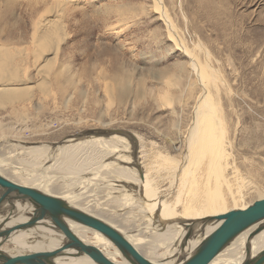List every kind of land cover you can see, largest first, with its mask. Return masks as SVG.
<instances>
[{"label": "rangeland", "instance_id": "1", "mask_svg": "<svg viewBox=\"0 0 264 264\" xmlns=\"http://www.w3.org/2000/svg\"><path fill=\"white\" fill-rule=\"evenodd\" d=\"M34 1L0 0V42L18 68L34 58L29 13ZM158 1L159 10L154 0L73 4L63 19L65 35L56 60L40 67L42 74L55 77L51 91L46 93L37 84L39 73L33 68H23L22 74L16 71L15 83L23 78L32 87L24 89L17 102L0 108V171L11 166L17 175H26L24 181L60 184V190L66 191L61 195L71 196L79 209L114 221L130 231L128 236L147 239L150 229L152 236L164 232L151 220V210L141 214L144 193L123 189L119 200H113L108 191L115 192L109 189L114 179L100 177L106 173L99 170L106 165L130 167L126 159L138 156L158 196L181 213L192 187L184 176L179 188L180 174L162 165V156L184 159L196 100L206 78L211 81V93L219 91L226 127L218 125L212 111L214 130L207 143L217 163L213 157L206 159L195 173V184L209 177L217 210L264 197V0ZM189 56L204 69L203 76L191 69ZM108 134L125 137L122 146L130 149L116 151L99 144L95 152H79L78 163L87 157L84 168L94 169L87 175L82 170L73 177L60 161L40 159L43 147L62 144L66 138ZM132 168L145 187L138 166ZM241 176L257 190H244L241 199L233 201L230 190ZM0 192L14 200L4 189ZM124 198L133 202L131 208L120 202ZM168 242L173 243V238L159 248Z\"/></svg>", "mask_w": 264, "mask_h": 264}, {"label": "bare ground", "instance_id": "2", "mask_svg": "<svg viewBox=\"0 0 264 264\" xmlns=\"http://www.w3.org/2000/svg\"><path fill=\"white\" fill-rule=\"evenodd\" d=\"M81 1L84 0H35L34 1V4L31 5L29 12L30 17L32 19V28H33L32 36L34 43L33 44L34 58L31 60L30 64L26 65V63L24 62V65L22 67L20 66L19 68H18V64L16 65L12 64L14 57L7 55L6 51L8 50H6V46H4V44L0 42V108H4L8 104L17 102L22 97L21 94H24L23 93L24 89L27 88L30 89V87H32L31 85L27 86L26 80L23 78L18 79L20 80V82L22 81L21 83L18 84L15 83V80L17 79L15 73L17 70L18 71L20 70L19 72H21V69L23 68H33V70H35L37 74L38 73L40 74V76L38 74L39 78L37 80V82L40 83L37 84L42 86L44 92L47 93L51 91L50 86L52 85L53 87L55 77L52 78L51 76H49L48 72L42 74L43 70L40 69V67L42 66V64H46L48 62H54L56 60L60 48V42L63 40L64 38L63 36L65 35L66 24L63 22V19L66 17L68 13H70L69 11H72L71 10L72 5L78 4ZM154 2L156 9L159 10V1L154 0ZM38 4L40 5L37 6ZM41 5L43 7H40ZM116 10L119 11V13L121 12L120 8H117ZM42 11H44L43 13L45 15L43 13L41 15ZM189 58H190L189 65L191 69H193L197 75L203 76L204 69L200 66L198 62L193 60L192 56H189ZM211 86L212 84L210 79L206 78L204 91L199 95L198 99L196 100V104L194 108L195 117L191 124L188 138L186 140L184 159L182 161V164L179 166L182 170L183 177L184 176L186 177L188 183L192 187L191 188L192 191L190 194V201L186 205V208L181 212L182 215L172 210L173 207L169 203H167L168 206L166 205V203H163V201L160 199V197L158 196L152 185H149V183L147 182L145 178V174L139 166L138 159L136 157L135 160L132 158L126 159V160H130L129 162L130 164L132 163L133 166L134 165L138 166V170L140 171L142 180L144 182L145 192L147 191L145 196L149 199L148 201H150L151 205L155 208V210H157L163 216V217L160 216V220L163 221V223H161L160 225L164 233L161 235L153 234L154 237L161 238V240L156 241L154 244H148V241L151 242V240H147L146 238H139L136 235L128 236L124 233L123 234L126 236L128 240H130V242H132V244L140 252H142V254H144V256H146V251L149 252L147 253L146 257L155 264H172V260H173L172 258L175 254L177 246L179 245L181 236L183 235L185 230V226H184L185 223L182 224L178 220L189 222L192 219L203 218L208 215L224 213L230 209L245 206L244 205V206H238L224 210H217L220 207H216L213 202L212 199L213 192L209 187V181H210L209 177H207L206 179L200 178L199 182L195 184L196 182L195 173L197 172V170L200 169L201 165L207 161L206 159L208 158L211 159V157H213L212 150L211 148H209L207 143L209 136L212 135L214 130V128H212V126L210 125L211 124L210 115L212 111H214L217 114L218 125L224 128L226 127V118L225 115L223 114V108L218 96L219 91L217 94L211 93L210 90ZM1 124L2 123L0 122V131L3 130ZM217 130H218L217 137L218 139L222 140V133L220 132V128H217ZM0 135H2V132L0 133ZM82 136H85V134H83ZM124 138L125 137H121L120 135L118 136L115 134H110V135L108 134L93 139L82 138V137L79 138L70 137L61 140L62 144L58 142V143H54L50 147L49 146L43 147L42 151L40 152L42 155L40 159L43 162H45V160L50 161L51 159H56L57 162L60 161V166L64 164L67 167L66 172H70L68 174H71L73 177L76 176L78 171H82V170L86 172L87 175L94 169L84 168L83 163H85L89 159L86 156H85L86 158L82 157L83 159L81 158L80 163H78V160L80 159V158L77 159V157L79 156L78 154H80L79 152L81 151L85 152L86 150H91L95 152V150L97 149L94 150L93 148H97V145L99 144L105 149L111 148V150H116V151H120L121 149L125 150L129 148V146L128 145H127L128 147L122 146L124 144V140H125ZM136 140L138 139L136 138ZM85 141L88 142H86L85 145H83ZM72 142H74L75 144H73ZM219 143L221 144V141H219ZM23 149L27 151L32 150V149L30 150L29 148L28 149L23 148ZM86 152L88 153V151ZM99 156H101V154L97 153V157ZM213 159L215 158L213 157ZM215 161L217 163L216 159ZM54 164L56 163L54 162ZM109 164L111 165V163ZM113 164L116 165L114 162ZM164 164L171 165L173 167L177 164V162L169 159L167 161H164ZM10 167L6 168V170L4 171H0V174L18 184L35 188L49 195L57 196L60 199L64 200L69 206L79 209L78 205L76 204L77 202L75 200L72 201L70 199L71 196L68 195V197H66L61 195L66 191L60 190V186H59L60 184L59 185H56V183L46 184L47 182L46 183L45 181L41 182L40 180L35 182H29L28 180L24 181L25 180L24 176L26 175H22L20 174V172L19 175H17L16 171ZM122 169L123 168H121V166L109 168V165H106L105 170H99L101 172L104 171L106 173V176L102 175L100 177L106 179L108 178L116 179L122 176H126L127 173L122 171ZM31 174L33 176V173ZM38 177L40 178V175ZM127 177L129 178V176ZM86 178H84L83 180L86 181L87 180ZM249 188L252 189L254 188L257 190V186L253 185L251 180H248L242 176L235 179V181L232 184V190H230L231 198L233 199V201H239L242 197V194ZM258 191L261 192L260 190ZM218 203H219V199H218ZM33 220L34 219H33L32 211L28 207L14 200H9L7 198L5 200L0 197V228L15 227L18 225L20 226L22 224L29 223ZM65 222L70 228V230L76 236H78L80 240L99 247L103 251V253L108 257V259H110L114 264H127L121 258L118 250L114 247V245L110 242V240L107 237L92 229L83 227L73 222L72 220L65 219ZM168 222L175 225L174 228L176 231L170 232V230L168 229ZM263 223L264 221H261L257 224L264 225ZM157 225L158 224H156V226ZM255 226L256 225H253L248 229H246L245 231L239 233L208 264H242V262L245 259L255 257L261 250L264 249V227H262V229L260 228V230L256 234L250 235L252 230L255 228ZM114 227L118 229L120 232L122 231L116 226ZM148 231L150 232L152 230L150 229ZM209 232L210 231H205L204 233H199L198 235H196V237H194L190 241V248H193L195 245H197ZM174 237L177 238H175L176 240L173 243L168 242L166 247L159 248L160 246H163L165 242H167L168 240ZM59 238L60 235L54 232L49 225L35 224V226H33L30 229V231H21L14 236V240L18 242V244H22V245H15L8 242H0V253H8V254L16 253L20 255L39 254L40 258L44 259L46 262L50 264H67L66 254L68 252V248L61 250L57 247L50 246L51 244L53 245L58 244ZM165 238L168 239L164 240ZM25 242H32L33 245L30 244L28 246L27 245L25 246L24 244ZM44 242H46V245L48 244L49 246L44 251L38 250L39 249L38 246L40 245V243H44ZM78 264H94V263L88 262V260H86L83 257L82 259L79 260Z\"/></svg>", "mask_w": 264, "mask_h": 264}, {"label": "water", "instance_id": "3", "mask_svg": "<svg viewBox=\"0 0 264 264\" xmlns=\"http://www.w3.org/2000/svg\"><path fill=\"white\" fill-rule=\"evenodd\" d=\"M0 188L13 195L14 200L16 199L28 207L32 211L34 219L20 226L0 228V242L22 245L14 240L15 235L21 231H30L35 224H47L60 235L58 244L50 246L61 250L68 248L67 264H78L83 257L94 264H114L99 247L80 240L66 224L65 219H69L107 237L127 264H155L114 226L99 217L69 206L57 196L18 184L1 174ZM3 195L5 197L4 192H0V197L5 199ZM178 221L182 224L185 223V230L172 258V264H208L239 233L256 225L250 234L254 235L263 227L262 224L258 225L257 223L264 221V197L258 198L244 207L230 209L224 213L192 219L189 222ZM205 231L210 232L197 245L190 248V241ZM24 244L25 246L33 245L32 242ZM48 246L46 242L40 243L38 250L44 251ZM0 264L50 263L40 258L39 254L0 253ZM242 264H264V249L255 257L245 259Z\"/></svg>", "mask_w": 264, "mask_h": 264}, {"label": "crops", "instance_id": "4", "mask_svg": "<svg viewBox=\"0 0 264 264\" xmlns=\"http://www.w3.org/2000/svg\"><path fill=\"white\" fill-rule=\"evenodd\" d=\"M137 159H138V162H139V166L141 167V169H142V171L144 172V174H145V178H146V180H147V182L149 183V185H152V182L150 181V179H149V177H148V174L146 173V171L144 170V167H142V165H141V162H140V160H139V158H138V156L136 157ZM162 159H163V164L162 165H164V166H166V168L168 169V170H175V171H177L179 174H180V177H179V188H180V185L182 184V177H183V174H182V170H181V168L179 167L181 164H182V162H180V160L179 159H175L174 157H171V156H162ZM173 160V161H176L177 162V164L175 165V166H171V165H167V164H164V161H167V160ZM126 160H123L122 162H125ZM130 160H128V162H129ZM183 161V160H182ZM129 165H131L130 167H126V166H122V165H118V166H121V168H123L122 169V171H124V172H126L127 174H126V176H122V177H120V178H116V179H114L113 180V183L112 184H109V189L110 190H113V191H115V192H109L108 190V193H110L109 195H113V196H111V198L113 199V200H116V201H118L119 199H118V193H119V191L120 190H123V189H126V190H133L134 192H136V194H137V192H139V193H144V194H142L143 196H145V194H146V192H145V189H144V187L142 188V183H141V181L139 180V178H138V175H137V173H136V171H135V169L134 168H132L133 167V164H130V162L128 163ZM177 175V173H175L174 174V176H176ZM127 176H129V178L127 177ZM118 183V184H116V183ZM152 187L153 188H156V189H154L155 191H156V193L158 192L157 191V187H155V186H153L152 185ZM108 189V188H107ZM117 191V192H116ZM121 192V191H120ZM180 192V191H179ZM120 197V196H119ZM123 197V196H122ZM160 197V199L163 201V198L161 197V196H159ZM145 199H146V202H143V204H142V209H141V214H143V212H145L146 213V211H149V210H151L152 211V213L151 212H149L150 214H151V220L153 219L154 220V225H156V224H158L157 226H160V224L161 223H163V221L162 220H160V216H162L157 210H155V208L151 205V203H150V201H148L149 199L147 198V197H145ZM120 202H124V203H126L125 204V206H130V208H131V206L132 205H130L131 203H133L131 200H125V198L123 199V200H120ZM164 202V201H163ZM164 203H166V205H167V203H169V202H164ZM170 204V203H169ZM168 206V205H167ZM172 210H174L175 212H177V213H179V214H181L180 212H178V211H176L174 208L172 209ZM182 215V214H181ZM98 217V216H97ZM99 217L101 218V216L99 215ZM163 217V216H162ZM106 222H108L110 225H113V226H116L117 228H119L120 230H122L121 232L122 233H124V234H126V235H128V233L130 232V231H127L126 229H124V228H122L121 226H119L117 223H114V221H111V220H109V219H107V218H105V217H102ZM175 225L174 224H171L170 222H168V229L170 230V232H173V231H176L175 230ZM161 228V227H160ZM170 228H173V229H170ZM152 231H153V229H151ZM152 231H150V234H148L149 235V237L150 238H146L147 240H151V241H157L158 239H155V238H157V237H154V236H152ZM149 232V231H148ZM162 233H163V231H162ZM154 234H157V233H154ZM135 235V234H134ZM159 235H161V234H159ZM131 236H133V235H131ZM137 236V235H136ZM140 238V237H139ZM177 238V237H176ZM173 240L175 241V237L173 238Z\"/></svg>", "mask_w": 264, "mask_h": 264}]
</instances>
